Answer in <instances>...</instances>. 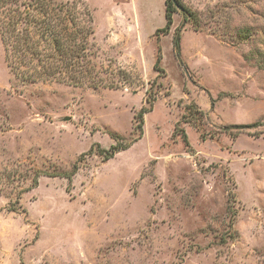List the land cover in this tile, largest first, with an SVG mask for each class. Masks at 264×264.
Masks as SVG:
<instances>
[{
    "label": "rangeland",
    "instance_id": "1",
    "mask_svg": "<svg viewBox=\"0 0 264 264\" xmlns=\"http://www.w3.org/2000/svg\"><path fill=\"white\" fill-rule=\"evenodd\" d=\"M54 1L84 73L0 31V264H264V0Z\"/></svg>",
    "mask_w": 264,
    "mask_h": 264
},
{
    "label": "trees",
    "instance_id": "2",
    "mask_svg": "<svg viewBox=\"0 0 264 264\" xmlns=\"http://www.w3.org/2000/svg\"><path fill=\"white\" fill-rule=\"evenodd\" d=\"M166 3V26L157 31H167L172 10ZM74 5L57 4L54 0H0V31L8 66L16 78L30 81L37 79H60L62 69L84 73L82 66L83 45L77 42L78 28L73 12ZM178 48V37L173 40ZM158 60L155 69H161ZM74 77V76H73ZM72 77V78H73ZM74 78H77L75 76ZM78 82V81H75ZM74 83V82H73ZM96 86L95 84H93ZM148 108L142 107L135 115L134 128L141 132L142 114ZM249 127V125H240ZM128 145L111 144L109 148H98L103 158L109 159ZM77 165H72L74 173Z\"/></svg>",
    "mask_w": 264,
    "mask_h": 264
}]
</instances>
